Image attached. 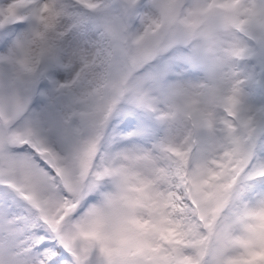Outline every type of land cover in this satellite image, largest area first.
Segmentation results:
<instances>
[{"label":"snow or ice","instance_id":"obj_1","mask_svg":"<svg viewBox=\"0 0 264 264\" xmlns=\"http://www.w3.org/2000/svg\"><path fill=\"white\" fill-rule=\"evenodd\" d=\"M70 7L0 6V45L30 24L0 56V264H264V0ZM60 69L56 151L28 112ZM120 114L141 143L112 149Z\"/></svg>","mask_w":264,"mask_h":264},{"label":"rangeland","instance_id":"obj_2","mask_svg":"<svg viewBox=\"0 0 264 264\" xmlns=\"http://www.w3.org/2000/svg\"><path fill=\"white\" fill-rule=\"evenodd\" d=\"M9 0H0V6H5ZM61 5L66 6L68 10L72 13L75 18L74 22L83 18L84 13L91 15L89 10L77 8H71L70 5L75 3V0H57ZM108 4H117L119 0H104ZM26 26L24 29H20L12 34L11 40L6 45H0V56H3L7 53L8 49L11 48L12 43L15 42L17 36L22 35L24 32L30 29V24L25 22ZM87 30V29H86ZM76 29L73 28L68 32L66 39H70ZM0 32H3V29H0ZM160 68L164 67V62L160 61ZM10 72V67L6 64L0 62V82H3ZM69 78V73L60 69L51 71L49 76L46 79L40 80L39 84L36 87V90L32 96L31 103L29 105L28 116L30 118H37L43 121H46L48 126L52 127V131L48 134V140L50 145L56 151H61L62 147V134L55 127V122L58 118V115L66 108L70 102V95L60 94L54 90L53 81L64 82ZM128 119L132 117L125 116L123 114L114 116L113 120L110 123L109 127V138L108 142L112 149H118L121 147H129L133 142L141 143L138 137H133L131 139H122L126 137L128 132H132L134 128H126L125 124ZM114 130V131H113ZM115 137V139H113ZM107 147V145H106ZM13 152L28 154L23 149L14 148ZM8 200L9 202H14V193L11 189H6V186L0 184V201Z\"/></svg>","mask_w":264,"mask_h":264},{"label":"trees","instance_id":"obj_3","mask_svg":"<svg viewBox=\"0 0 264 264\" xmlns=\"http://www.w3.org/2000/svg\"><path fill=\"white\" fill-rule=\"evenodd\" d=\"M118 1V0H117Z\"/></svg>","mask_w":264,"mask_h":264}]
</instances>
